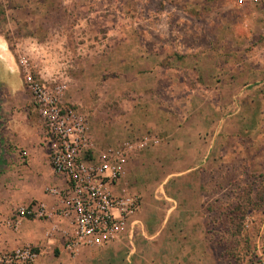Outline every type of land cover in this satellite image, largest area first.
Here are the masks:
<instances>
[{"label": "rangeland", "instance_id": "obj_1", "mask_svg": "<svg viewBox=\"0 0 264 264\" xmlns=\"http://www.w3.org/2000/svg\"><path fill=\"white\" fill-rule=\"evenodd\" d=\"M0 42L23 82L20 59L50 92L61 88L63 108L87 118L95 152L134 143L123 183L141 201L128 244L143 264L163 257L260 264L264 88L247 96L252 104L246 107L239 92L218 87L264 82V0H0ZM244 63L263 73L243 79ZM156 67L173 70L160 79ZM8 76L21 87L19 74ZM3 94L0 86V103ZM236 99L240 117L219 118V108ZM171 110L187 120L199 111L212 118L180 125L170 120ZM203 125L208 130L197 139ZM149 136L158 143L141 146ZM19 153L22 163L26 152ZM18 175L9 172L11 179ZM64 187L44 191L52 197L49 189ZM35 202L0 209V253L29 246L40 253L33 264H92L100 248L69 251L68 221L70 230L62 232V220L18 218ZM56 233L62 245L49 243Z\"/></svg>", "mask_w": 264, "mask_h": 264}, {"label": "built area", "instance_id": "obj_2", "mask_svg": "<svg viewBox=\"0 0 264 264\" xmlns=\"http://www.w3.org/2000/svg\"><path fill=\"white\" fill-rule=\"evenodd\" d=\"M20 67L32 105L42 121L49 164L66 185L48 190L56 200V208L49 210L36 201L22 207L18 218L68 221L72 230L66 247L71 252L107 247L138 223L135 217L141 208L140 198L123 183L134 143L125 142L118 150L95 152L87 118L78 110L61 106V88L50 92L28 71L26 59H20ZM149 143L157 144L158 140L149 136L139 142L144 147ZM39 256L37 249L27 246L10 254L0 253V264H33Z\"/></svg>", "mask_w": 264, "mask_h": 264}, {"label": "crops", "instance_id": "obj_3", "mask_svg": "<svg viewBox=\"0 0 264 264\" xmlns=\"http://www.w3.org/2000/svg\"><path fill=\"white\" fill-rule=\"evenodd\" d=\"M27 40L34 41V37H31ZM0 51V53L3 54L0 55V73L4 74L5 76L0 81V86H2L4 89V101L0 103V172H2V174H0V209H5L9 205L12 206L28 203L31 200L45 202L47 204H50L53 201H55L56 203V200L53 197H50L45 193L44 188L49 186H65V179L63 177L55 176L52 168L50 167L49 150L47 145H45L43 142L44 129L40 116L32 105L31 96L24 85L20 70L16 69L12 60H10L11 54L5 42H0ZM245 61L248 62L247 59H245ZM171 70L173 69L156 67L154 71L157 75H161L160 79H163V77L169 74ZM181 72L182 71H179L178 73L182 74ZM262 73V70L253 68V66L250 64H243V79L244 76H246L247 78L248 75H259ZM8 74H19L21 76V87H18L8 76ZM146 79L151 81V77ZM160 79L156 81L154 80V83L151 82V85H158ZM169 83V85L174 87L176 85L174 80H170ZM199 87L200 85L199 83H197V89H199ZM261 87L264 88L263 81L257 83L250 82L246 85H243V87L239 85L236 86L235 83H222L218 87V89L222 91L232 89L239 92L238 96H243V103L245 102L247 107L252 104L251 99H249L250 101H248L247 96H249L250 94L252 95L253 91L261 89ZM190 88L192 92H196L197 90L193 87ZM140 100H138V103H140ZM222 103H225L224 100ZM229 103L231 104H223V108H219V113L224 112L223 114L221 113V116L219 118H235V116L240 117V113L236 114V105L238 104V100L236 99V101L234 102L230 100ZM211 104V101L207 102L208 107ZM172 110L171 113L174 114V117L172 116V118L171 116H169L170 120H175L176 122L180 123V125L187 124L186 122H188V120H190V122L203 123L205 122V118H212V116L209 117L205 114H202L200 111L197 112L199 114L188 116V120L187 118L184 119L180 118L179 116H176L179 117L176 118V114L174 113V111L172 112ZM213 118L216 117L213 116ZM148 119L149 118H146L147 122ZM167 119L164 118V120ZM159 120L161 121L160 118ZM147 127H149V124H147ZM197 130H199L197 139H200V131L201 133H203L208 130V127L206 128L203 125ZM20 151L26 152V158L23 159L24 162L22 163L19 153ZM15 171L17 173L20 171V176L18 175L15 178L12 177L13 179H11L9 177V172L11 173ZM53 219L55 221H60L57 218ZM60 222L61 225L58 228L62 232H64L65 230L67 231V229L70 230V226H68V223L66 221L62 220ZM163 230V228H160V232ZM147 233L143 232V234ZM56 235L57 233L54 234L52 238H48L49 243L53 241L55 245L57 243H59V245H62V242L60 240L61 238H58ZM133 240L134 234L132 233V230H128L122 235V238L120 240L112 243L107 247L95 249L94 251L97 257L95 260L90 259V262L92 264H143L144 262L141 260V258L138 259L136 257L138 248L135 246V244H132V246L128 244L129 241ZM161 242L163 243L162 239ZM184 242L189 243V241L186 239L184 240ZM90 252H93V250H91ZM88 260L89 259L85 260L87 264H89ZM152 264L189 263L185 262L182 259L173 260L169 257H163L159 261H155V263L152 262ZM192 264L195 263L193 262Z\"/></svg>", "mask_w": 264, "mask_h": 264}]
</instances>
